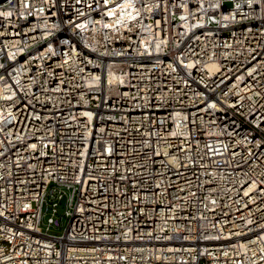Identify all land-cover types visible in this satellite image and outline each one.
I'll use <instances>...</instances> for the list:
<instances>
[{
  "label": "built area",
  "instance_id": "obj_1",
  "mask_svg": "<svg viewBox=\"0 0 264 264\" xmlns=\"http://www.w3.org/2000/svg\"><path fill=\"white\" fill-rule=\"evenodd\" d=\"M0 264H264V0H0Z\"/></svg>",
  "mask_w": 264,
  "mask_h": 264
},
{
  "label": "rangeland",
  "instance_id": "obj_2",
  "mask_svg": "<svg viewBox=\"0 0 264 264\" xmlns=\"http://www.w3.org/2000/svg\"><path fill=\"white\" fill-rule=\"evenodd\" d=\"M63 213H64V207H63V203L61 202L57 208V214L55 216V219L58 221V227H54L50 229L49 230L50 235L60 236L63 234L68 223V219L64 217ZM46 218L47 217L43 219V225L45 224Z\"/></svg>",
  "mask_w": 264,
  "mask_h": 264
}]
</instances>
